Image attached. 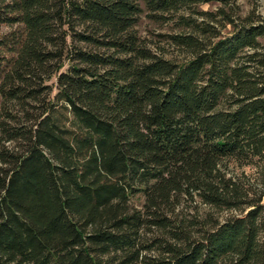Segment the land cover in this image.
I'll use <instances>...</instances> for the list:
<instances>
[{
  "label": "trees",
  "instance_id": "16d2710c",
  "mask_svg": "<svg viewBox=\"0 0 264 264\" xmlns=\"http://www.w3.org/2000/svg\"><path fill=\"white\" fill-rule=\"evenodd\" d=\"M210 1L0 0V264H264V19Z\"/></svg>",
  "mask_w": 264,
  "mask_h": 264
},
{
  "label": "rangeland",
  "instance_id": "374dc122",
  "mask_svg": "<svg viewBox=\"0 0 264 264\" xmlns=\"http://www.w3.org/2000/svg\"><path fill=\"white\" fill-rule=\"evenodd\" d=\"M230 4L235 7V9L243 16L250 11H254L256 14L261 16L264 19V0H228ZM222 3L218 0H211L208 3H202L197 6L198 10H208L214 11L216 8L221 6ZM11 28L8 26H0V36L4 33L10 31ZM138 34L146 41L149 46H159L162 48L166 57L169 58H181V55L178 54L177 50L170 46L166 40V37H161V34H168L177 31L173 23H157L148 19L145 14L140 18L138 25L136 26ZM231 169L235 173H240L244 171L246 174H250L252 169L250 167L239 168L235 165H231ZM142 198L140 196L133 197V203L138 206ZM223 214V213H222Z\"/></svg>",
  "mask_w": 264,
  "mask_h": 264
}]
</instances>
